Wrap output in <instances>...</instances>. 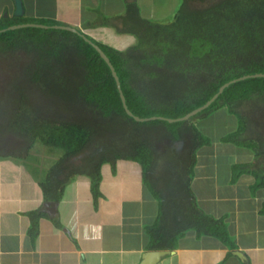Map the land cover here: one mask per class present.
Listing matches in <instances>:
<instances>
[{"label": "trees", "instance_id": "1", "mask_svg": "<svg viewBox=\"0 0 264 264\" xmlns=\"http://www.w3.org/2000/svg\"><path fill=\"white\" fill-rule=\"evenodd\" d=\"M181 5L167 24L129 26L135 38L128 46L77 30L107 55L127 107L139 117H182L239 79L184 120H135L111 68L79 33L35 26L0 32V159H28L38 143L60 150L40 182L45 198L54 200L65 168L69 177H88L98 200L104 169L116 174L120 163L138 164L141 181L159 202L158 217L147 228L151 249L176 248L188 230L235 248L224 221L205 213L190 191L197 152L212 144L195 120L227 108L229 132L214 138L254 155L253 163L232 165L231 182L251 173L252 191L264 188V77L243 78L264 73V0ZM36 21L56 23L17 16L0 20V30Z\"/></svg>", "mask_w": 264, "mask_h": 264}, {"label": "crops", "instance_id": "2", "mask_svg": "<svg viewBox=\"0 0 264 264\" xmlns=\"http://www.w3.org/2000/svg\"><path fill=\"white\" fill-rule=\"evenodd\" d=\"M21 2L23 14L15 15L14 0H0V20L51 19L56 22L51 26H71L84 34L96 27L91 38L112 44L122 35L128 46L135 38L129 26L174 21L183 0ZM228 121L221 123L229 127ZM253 160L252 153L215 140L198 150L190 191L205 213L224 221L236 247L188 230L157 264H264V188L252 191L256 178L251 173L231 182L232 165ZM21 163L0 159V264H140L144 252L162 250L150 247L147 228L158 217L159 202L141 181L138 164L120 163L116 174L104 169L98 200L88 177H69L65 168L58 175L60 199L54 200L45 198L42 181L25 173Z\"/></svg>", "mask_w": 264, "mask_h": 264}, {"label": "rangeland", "instance_id": "3", "mask_svg": "<svg viewBox=\"0 0 264 264\" xmlns=\"http://www.w3.org/2000/svg\"><path fill=\"white\" fill-rule=\"evenodd\" d=\"M163 1V0H161ZM178 8V7H177ZM85 27V26H84ZM81 29V28H80ZM95 29L93 32H88L89 37L96 36V27L92 28L91 30ZM100 32H98L99 34ZM111 36L109 32H107ZM114 34V33H113ZM112 37V36H111ZM117 40L112 41V43H117L118 45L124 44V37L122 35L116 36ZM103 41H109L108 39H103ZM227 108H221L219 111L214 113V115H210L206 119L202 120H195V123L199 125L200 129L204 132L206 135H210L212 138V141H218L216 137L217 135H221L223 133L229 132L226 131L228 128L222 125L221 121L226 120L227 116L223 114L226 112ZM223 114V115H222ZM233 119V118H231ZM236 117L234 118V120ZM229 124L230 120L228 121ZM203 123V125H202ZM236 147V146H235ZM201 148H208V146H202ZM61 155V151L50 148L46 146L43 143H38L35 146V150H32L29 155L28 159H12L13 162L18 161L22 162L20 164L21 167H24V172H29L33 177H37L40 179V181L44 180L47 177V173L49 172L52 165L55 163L56 157L57 160ZM11 159V158H10ZM57 162V161H56ZM102 188V187H101Z\"/></svg>", "mask_w": 264, "mask_h": 264}, {"label": "water", "instance_id": "4", "mask_svg": "<svg viewBox=\"0 0 264 264\" xmlns=\"http://www.w3.org/2000/svg\"><path fill=\"white\" fill-rule=\"evenodd\" d=\"M14 2H15V5H16L15 15H22L23 14V7H22L21 0H14ZM20 26H35V27H42V28L54 27V28L68 29V30H72V31L82 35L89 43L92 44V46L99 52V54L102 56V58L107 62V64L111 68L112 74L115 77V81H116L117 87L119 88L121 99H122V102L124 104L125 110H126V112L129 115H131L137 121H147V120H150V119H157V118L166 119L168 121H177V120L188 119V118L194 116L195 114H197L198 112H200V111L204 110L205 108H207L218 97V95L223 91V89L226 86H228L229 84L239 80V79H235V80H231L230 82L225 83L224 85H222L220 87L219 91L210 100H208L205 104H203L202 106L192 110L191 112H189L188 114H186V115H184L182 117H179V118H176V119L175 118L162 117V116H151V117L143 118V117H139V116H136V115L132 114V112L129 110V108L126 105L125 98L123 96V92H122L121 87H120V82H119L117 73L114 70L113 65L110 63L107 55L99 47V45H97L95 42H93L87 36H85L80 31H78L77 29H75V28H73L71 26H65V25L48 26V25L43 24V23H35V22L23 23V24H15V25H12V26H9V27L1 29L0 32H3L4 30H8V29L18 28ZM247 77H264V73H257V74H254V75H248V76H244L243 78H247ZM50 203L54 204L55 202L52 201ZM169 253H171L169 250H148V251H146V252H144L142 254V261H141L140 264H157V262L160 260V258L162 256H165V255H167ZM235 253H236V255H238L240 257L243 256V254L241 252H239V251H236Z\"/></svg>", "mask_w": 264, "mask_h": 264}]
</instances>
